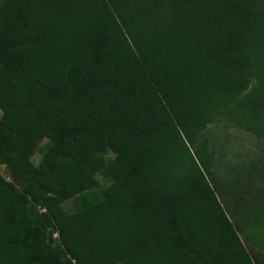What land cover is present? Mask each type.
Here are the masks:
<instances>
[{
	"label": "trees",
	"instance_id": "1",
	"mask_svg": "<svg viewBox=\"0 0 264 264\" xmlns=\"http://www.w3.org/2000/svg\"><path fill=\"white\" fill-rule=\"evenodd\" d=\"M227 120L264 143V0H0V264H263Z\"/></svg>",
	"mask_w": 264,
	"mask_h": 264
},
{
	"label": "rangeland",
	"instance_id": "2",
	"mask_svg": "<svg viewBox=\"0 0 264 264\" xmlns=\"http://www.w3.org/2000/svg\"><path fill=\"white\" fill-rule=\"evenodd\" d=\"M228 121V120H227ZM204 139L208 142L209 151L213 157V169L218 175L223 176L226 192V199L221 203L229 216V218L245 217V210L250 209L247 217L251 219L259 218L264 221V143L252 132L240 129L238 125L230 121L211 124L204 132ZM40 160V154L34 153L32 161L37 164ZM0 173L8 180H12L6 172L4 165L0 164ZM237 177L240 178V184L236 182ZM102 185L101 180L99 181ZM103 186V185H102ZM241 188V191L238 190ZM102 188L103 187H99ZM244 188L249 193L244 194ZM93 190L100 192L95 187ZM236 193L235 198L239 200L237 212L232 207L235 206L236 200L230 193ZM235 200V203H234ZM247 200L248 202H245ZM238 202V201H237ZM226 203V204H225ZM64 207L67 210H74L73 201L65 202ZM244 230L240 233V237L248 250L257 255L264 264V222L247 224L242 221ZM252 225V226H251ZM56 237V235H54Z\"/></svg>",
	"mask_w": 264,
	"mask_h": 264
}]
</instances>
